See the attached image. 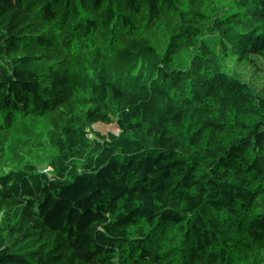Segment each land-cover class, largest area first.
Listing matches in <instances>:
<instances>
[{
  "label": "trees",
  "instance_id": "obj_1",
  "mask_svg": "<svg viewBox=\"0 0 264 264\" xmlns=\"http://www.w3.org/2000/svg\"><path fill=\"white\" fill-rule=\"evenodd\" d=\"M55 255L264 264V0H0V264Z\"/></svg>",
  "mask_w": 264,
  "mask_h": 264
},
{
  "label": "rangeland",
  "instance_id": "obj_2",
  "mask_svg": "<svg viewBox=\"0 0 264 264\" xmlns=\"http://www.w3.org/2000/svg\"><path fill=\"white\" fill-rule=\"evenodd\" d=\"M75 75L73 73H65L62 69L60 70L61 77L66 76L72 79L76 78ZM168 174L177 182L175 171L169 170ZM146 190V187H141L137 194H141ZM181 196L185 205L206 216L214 226L221 227L222 220L227 217V209L223 203V197L219 188L211 187L208 191L201 193L187 187L181 192ZM51 261L56 264H76L73 256L55 255L51 258Z\"/></svg>",
  "mask_w": 264,
  "mask_h": 264
}]
</instances>
